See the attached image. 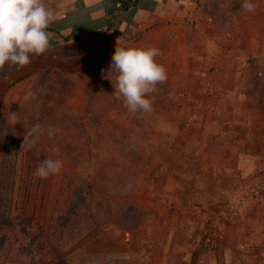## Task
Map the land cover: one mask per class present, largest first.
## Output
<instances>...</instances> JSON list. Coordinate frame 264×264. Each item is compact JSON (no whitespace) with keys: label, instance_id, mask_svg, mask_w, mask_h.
Here are the masks:
<instances>
[{"label":"crops","instance_id":"crops-1","mask_svg":"<svg viewBox=\"0 0 264 264\" xmlns=\"http://www.w3.org/2000/svg\"><path fill=\"white\" fill-rule=\"evenodd\" d=\"M195 1L51 0L48 50L19 70L0 71L5 122L4 110L12 112L23 88L47 79L80 87L83 77L88 87H109L101 69L109 67L116 46L159 49L155 59L167 76L176 75L170 62L185 59L191 44L203 45L206 55L209 45L217 52L216 66L202 72L199 98L181 95L171 108L167 136L145 160L124 156L119 163L129 188L115 203L137 199L147 217L132 231L92 229L49 264H264V193L258 202L219 214L264 157V0H253L255 13L242 9L243 0H230V39L210 35ZM185 123L188 129L172 131Z\"/></svg>","mask_w":264,"mask_h":264},{"label":"rangeland","instance_id":"rangeland-1","mask_svg":"<svg viewBox=\"0 0 264 264\" xmlns=\"http://www.w3.org/2000/svg\"><path fill=\"white\" fill-rule=\"evenodd\" d=\"M230 2L195 1L196 11L200 9L198 13L208 18V26L215 32L210 35L231 38L234 28L230 26L231 13L227 10ZM202 46L191 44L185 59L170 62L176 75L167 76L147 97L152 102L151 112L130 113L113 94L114 88L108 79L109 87H88L87 80L80 77V87H70L66 82L62 86L55 79L53 82L47 79L45 85L23 88L12 110L20 122L13 126L7 118V124L4 119L0 123V264L54 263L69 250L72 244L66 242L59 248L52 242L51 235L58 216L69 202L77 175L90 180L100 193L104 202L102 211L106 215L101 220L102 227L113 225L122 231L134 230L130 227L138 221H126L124 215L137 204L133 200L127 203L128 198L124 197L120 203H115L117 193L129 188L126 186L128 178L120 172L119 163L124 156L134 162L145 160L150 148L167 136L171 127L167 117L180 96L199 98L198 87H202L204 68L216 66L212 62L217 53L215 45H209L210 54L206 55ZM7 111L5 109L3 114L8 116ZM36 123L41 124L44 133L31 149L21 148L24 135ZM49 126L58 130L53 138L47 135ZM189 127L188 123L175 124L172 131L178 133ZM46 158L62 160L63 167L59 175L39 179L34 173ZM243 183L255 190L245 194L240 207L247 201L249 204L258 202L264 193V157L258 169ZM136 201L145 219V206ZM6 226L9 228H4Z\"/></svg>","mask_w":264,"mask_h":264},{"label":"clouds","instance_id":"clouds-1","mask_svg":"<svg viewBox=\"0 0 264 264\" xmlns=\"http://www.w3.org/2000/svg\"><path fill=\"white\" fill-rule=\"evenodd\" d=\"M241 7L255 13L253 0H243ZM55 19L51 0H0V71L17 70L29 65L33 56L44 54L49 48L47 28ZM161 55L155 47L125 48L116 46L108 68H102V77L108 79L113 94L121 99L130 112H151L152 102L147 97L157 90V85L167 80L166 69L156 62ZM8 121L13 126L20 122L16 113L9 112ZM58 130L49 126L47 135L53 138ZM44 133L40 123L32 126L24 135L21 148L34 146ZM29 138H32L31 140ZM53 151H57L54 147ZM63 167L60 159H43L35 170L39 179L59 175Z\"/></svg>","mask_w":264,"mask_h":264},{"label":"trees","instance_id":"trees-1","mask_svg":"<svg viewBox=\"0 0 264 264\" xmlns=\"http://www.w3.org/2000/svg\"><path fill=\"white\" fill-rule=\"evenodd\" d=\"M3 116L0 114V123L3 120ZM133 200L137 206L140 203L135 199ZM135 206L134 208H128L127 213L124 215L126 221H138L131 229L139 227V218L141 219L144 215L141 213V209ZM104 202L100 198V193L94 188V185L90 180L80 175L75 177V182L72 187L71 196L65 210L58 216L56 224L54 226L51 240L61 248L66 242L73 244L83 234L95 229L99 230L102 228L101 220L106 215L104 213ZM5 220H1L4 223ZM77 221V222H75ZM77 223V225H76ZM4 228H9L8 226Z\"/></svg>","mask_w":264,"mask_h":264},{"label":"built area","instance_id":"built-area-1","mask_svg":"<svg viewBox=\"0 0 264 264\" xmlns=\"http://www.w3.org/2000/svg\"><path fill=\"white\" fill-rule=\"evenodd\" d=\"M259 74H261L259 72ZM255 189L253 187L247 186L246 183H239L233 190L230 197L222 204H220V215L229 214L235 212L243 201V197L247 193H251ZM222 216L220 217V219ZM217 226V225H216ZM145 255H149L150 253L146 250L144 252Z\"/></svg>","mask_w":264,"mask_h":264}]
</instances>
